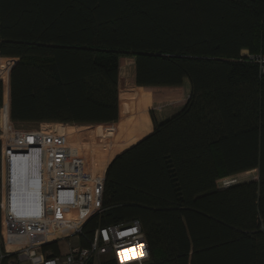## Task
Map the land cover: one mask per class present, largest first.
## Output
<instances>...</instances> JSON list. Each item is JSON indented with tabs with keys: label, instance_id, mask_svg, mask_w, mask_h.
<instances>
[{
	"label": "trees",
	"instance_id": "16d2710c",
	"mask_svg": "<svg viewBox=\"0 0 264 264\" xmlns=\"http://www.w3.org/2000/svg\"><path fill=\"white\" fill-rule=\"evenodd\" d=\"M121 57L134 58L137 87L118 99ZM256 57L264 59V0H0V59L15 61L11 123L111 124L119 112L103 128L117 152L125 135L148 130L147 108L165 97L147 87L188 80L184 106L159 123L151 117L152 132L108 163L102 211L83 228L88 239L138 220L147 264H264ZM250 171L257 180L217 187ZM44 249L59 252L56 242ZM0 264H19L2 245Z\"/></svg>",
	"mask_w": 264,
	"mask_h": 264
},
{
	"label": "built area",
	"instance_id": "2783aa9c",
	"mask_svg": "<svg viewBox=\"0 0 264 264\" xmlns=\"http://www.w3.org/2000/svg\"><path fill=\"white\" fill-rule=\"evenodd\" d=\"M38 126H0V222L1 229L10 222L14 241L8 251L1 234L5 253L15 254L20 264H147L149 249L138 220L97 227L84 237L86 223L102 211L104 175L81 176L74 169L60 132L64 124ZM52 242L58 254L44 249Z\"/></svg>",
	"mask_w": 264,
	"mask_h": 264
},
{
	"label": "rangeland",
	"instance_id": "374dc122",
	"mask_svg": "<svg viewBox=\"0 0 264 264\" xmlns=\"http://www.w3.org/2000/svg\"><path fill=\"white\" fill-rule=\"evenodd\" d=\"M4 62L5 67L2 64V60L0 61V83H2V89L4 85V78L9 68L8 65H10V62L8 60H5ZM4 71L6 72L4 73ZM118 86L119 94L120 91L125 92L130 88L135 89L137 87L134 83V77L127 74L121 75L119 77ZM147 88H152L154 91L159 92L162 96L165 97V94L171 91L170 89H165L161 87ZM165 97L161 100L153 101L147 108L146 115L150 116L151 118L153 114L158 115L159 113H162V111H164V109L171 104ZM0 105L2 119L0 126H2V130H9L10 128L16 127L22 129H34L39 127L37 124L14 125V123H11L7 119V117H5L4 109H2L3 102H1ZM103 128L106 129L103 125H72L70 127H63V129L61 128L60 130V132H63L64 135H66L67 137L68 157L71 158L72 164L75 166L74 169L82 174L81 176H97L100 174L104 175V169L106 165L116 156V142L111 140L110 136L105 137L106 133H103ZM42 129H46V127L42 125ZM106 131L107 130H105L104 132ZM255 180H257V172L250 171L221 179L217 182V187L219 189H224L234 185L243 184ZM6 230L7 232L10 231L9 226L7 228L3 226L1 229L0 222V246L3 245L1 234L3 235L4 231ZM59 246L61 248V252H65V249H63L64 246L62 242L59 243ZM21 264L26 263L22 262Z\"/></svg>",
	"mask_w": 264,
	"mask_h": 264
},
{
	"label": "crops",
	"instance_id": "0c3cea01",
	"mask_svg": "<svg viewBox=\"0 0 264 264\" xmlns=\"http://www.w3.org/2000/svg\"><path fill=\"white\" fill-rule=\"evenodd\" d=\"M246 53V51H244ZM2 60V64L5 67V60H8L10 63L8 71L5 75L4 78V85H3V89H2V93H3V98H2V102H3V108L4 109V113H5V117H7V119L9 120V79H8V74H9V70L11 68V66L14 64V59H0V61ZM7 70V68H6ZM6 71H4L5 73ZM124 74H128L134 77L135 75V60L132 57H121L118 60V84H119V77ZM161 88H165V89H170L171 91L168 92L165 98H167V100L171 103L169 106H167L164 111H162V113H159L158 115H154L151 116L154 118V120L156 122H161L164 121L165 119L169 118L170 116H172L173 114H175L177 111H179L184 104L186 103V100L188 99L189 96V92H190V85L187 79H183L181 85L179 87H161ZM118 99H119V86H118ZM147 119H148V130H146V132H142V133H137L136 129H134V131L132 133H128L127 136L125 135L124 141H123V148L119 151H117L116 155L121 153L122 151H124L125 149L129 148L130 146L134 145L135 143H137L138 141H140L142 138L146 137L147 135H149L152 130H153V122H152V118H150V116L146 115ZM119 123V112H118V120L115 123H111V124H93V125H103V126H116ZM64 127H70L72 125L70 124H64ZM76 125V124H73ZM127 137V138H126ZM112 140V139H111ZM114 144V143H113ZM118 143L116 142L115 145H117ZM72 149V147H71ZM108 165V164H107ZM106 165V167H107ZM105 167V169H106ZM104 169V171H105ZM19 176V175H18ZM16 196L18 194H15ZM20 201V200H18ZM21 201H23V199H21ZM10 223L5 222L3 224V226L5 228H7V224ZM3 238H4V244L6 249L7 248V244L8 243H12V245H14V241L11 237L10 231L7 232L4 231L3 234ZM9 251V250H8Z\"/></svg>",
	"mask_w": 264,
	"mask_h": 264
}]
</instances>
